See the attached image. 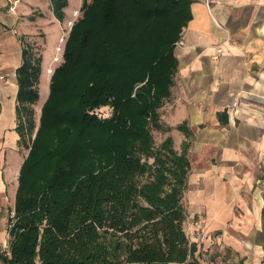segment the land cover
Masks as SVG:
<instances>
[{
	"label": "trees",
	"instance_id": "16d2710c",
	"mask_svg": "<svg viewBox=\"0 0 264 264\" xmlns=\"http://www.w3.org/2000/svg\"><path fill=\"white\" fill-rule=\"evenodd\" d=\"M50 3L54 15L64 20L69 0ZM191 3L85 0L82 16L68 32L63 61L52 73L38 130L44 50L26 34L21 37L19 128L21 137L30 135L31 144L10 219V254H0L4 264L190 263L197 244L187 232L184 198L193 168V131L184 120L175 126L183 134L181 143L168 135L157 144L152 128L161 127L156 109L171 93L178 69L175 39L192 18ZM133 22L160 32L176 26V37L163 34L170 46L164 54L168 60L159 57V49L133 54ZM136 100L142 104L132 115L140 120L123 117L104 125L100 151L109 162L87 167L86 159L100 160L99 151L91 153L81 133L75 145L68 144L71 130L97 121L89 111L98 106L119 109ZM149 109L151 120L145 117ZM51 129L60 133L59 144L54 135L45 137ZM262 216L255 242L264 247V209Z\"/></svg>",
	"mask_w": 264,
	"mask_h": 264
},
{
	"label": "crops",
	"instance_id": "0c3cea01",
	"mask_svg": "<svg viewBox=\"0 0 264 264\" xmlns=\"http://www.w3.org/2000/svg\"><path fill=\"white\" fill-rule=\"evenodd\" d=\"M12 2L0 0V241L4 243L10 240L20 172L31 144L30 135L21 137L17 102L26 23L18 19ZM191 12L175 47L178 69L173 77L180 88L177 114L180 121H189L195 135L185 201L192 211L205 210L211 216L237 205L262 216L264 0H192ZM252 217L255 220L256 213ZM262 222L263 216L258 230ZM249 224L247 215L245 225ZM255 236V250L263 262L264 247ZM0 264H4L1 258Z\"/></svg>",
	"mask_w": 264,
	"mask_h": 264
},
{
	"label": "rangeland",
	"instance_id": "374dc122",
	"mask_svg": "<svg viewBox=\"0 0 264 264\" xmlns=\"http://www.w3.org/2000/svg\"><path fill=\"white\" fill-rule=\"evenodd\" d=\"M84 1L85 0H69V5L65 9L66 16L64 20H59L54 15L50 0H13L12 2L17 11L18 19L25 21L26 23L25 30L27 32V38L35 41L44 50L45 64L40 85L41 95L37 101V130L41 122L42 106L50 93V79L52 73L63 61L64 46L68 38V32H70L72 26L82 16V4ZM132 17L133 16H131V19ZM168 27L169 28H167L165 32H160L159 27L144 29L141 27L140 23L133 22L130 29L131 39L133 41V54L141 53L140 49L146 53H149L150 51L152 52L153 49H155V51H157L156 49H159V57H163V60H168L165 59L164 54L168 51L170 46L165 44L167 37H163V34H167V36L171 38L177 36L176 26L171 25ZM175 40L176 47L180 39ZM124 63L127 64L126 61H124ZM119 70L120 68L116 72H119ZM122 70L127 71V68L124 67ZM130 70H134V67L129 69V71ZM176 75L177 74H174V76ZM69 76L73 81L78 80L76 74ZM135 90L136 88L131 92L132 96L135 95ZM179 91L180 88L177 83H173L170 95L163 101L164 105L162 104L156 109L160 112L159 122L161 123V127H153L152 132L157 144L164 140L168 135H173L176 142L178 144L181 143L179 134L182 135V133H180L175 127L184 121H180L181 118L179 117V114H177L178 110L177 105L175 104L177 102ZM126 103L127 104H124L122 108L119 109L115 108L113 104H109L101 105L90 110L89 113L92 116L97 117L96 119L100 123L98 128H96V126L99 123L95 120L92 125L86 124L83 127L71 130L68 136V138L70 137L68 144L75 145L77 136L81 133L82 137L87 139L83 141L84 145H91V153L99 151L98 158L100 160L97 159L95 163L94 159H86L85 162L87 167L91 168L95 164L103 165L104 163L106 164L109 162L108 157L104 156V154L101 155L102 151H100L105 140L104 137L102 138L104 125L108 123L113 124L116 122L113 121V119L120 121L123 117L127 120L129 119V122H133V118L140 120L139 116L132 114L134 111L136 112V109L140 107L142 103L138 100L135 102L127 101ZM152 115V110L149 109V112L145 117L147 120H151ZM169 126H171V129L167 130ZM57 131L58 130L56 129L48 130L45 137L52 139L54 135V143L59 144L60 133ZM119 136L120 139L118 142L121 141V135ZM193 137H195L194 134ZM191 149L192 146L190 148V154ZM184 204L187 210V232L191 241L197 244V251L195 252L194 257L189 261L190 264H203L204 261L208 264L210 262H214V264H264L261 259V254L255 250L257 246L253 242L254 235H256L258 229L261 228L262 225V216L260 215V212L255 210H245L240 205H237L229 212H223V214L220 212L218 215L215 214L211 216V214L205 212V210L192 211L187 198L186 201L184 198ZM253 213H256L255 220L252 217ZM247 215H249L250 223L248 227L245 225L247 222ZM220 221L223 222L219 223ZM236 221H239L238 225H235ZM0 244L5 245L8 244V242L4 243L0 241Z\"/></svg>",
	"mask_w": 264,
	"mask_h": 264
},
{
	"label": "built area",
	"instance_id": "2783aa9c",
	"mask_svg": "<svg viewBox=\"0 0 264 264\" xmlns=\"http://www.w3.org/2000/svg\"><path fill=\"white\" fill-rule=\"evenodd\" d=\"M216 58H218L219 56H215ZM2 253H6V254H10V242L8 244H0V254Z\"/></svg>",
	"mask_w": 264,
	"mask_h": 264
}]
</instances>
